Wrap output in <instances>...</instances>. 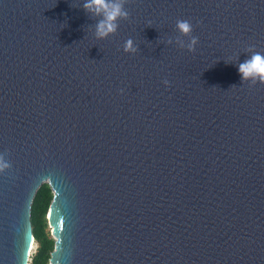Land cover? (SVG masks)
Segmentation results:
<instances>
[{
	"label": "water",
	"instance_id": "water-1",
	"mask_svg": "<svg viewBox=\"0 0 264 264\" xmlns=\"http://www.w3.org/2000/svg\"><path fill=\"white\" fill-rule=\"evenodd\" d=\"M122 2L97 39L83 0H0V264L42 183L48 264H264V0Z\"/></svg>",
	"mask_w": 264,
	"mask_h": 264
},
{
	"label": "clouds",
	"instance_id": "clouds-1",
	"mask_svg": "<svg viewBox=\"0 0 264 264\" xmlns=\"http://www.w3.org/2000/svg\"><path fill=\"white\" fill-rule=\"evenodd\" d=\"M82 7L87 12L101 17L95 24L94 36L97 39H104L114 34L118 29V21L128 16L122 0H83ZM176 29L181 36H189L192 25L187 20H177ZM197 43L198 37L194 35H191L187 41L179 36L175 38V44L178 47L187 48L189 51L194 50ZM136 48L132 38L129 37L124 41L123 49L125 52H135ZM237 71L241 80L251 79L264 82V53L253 52L248 58L238 63ZM168 83L167 80L164 81L165 85ZM0 167H7V164L3 163L2 157H0Z\"/></svg>",
	"mask_w": 264,
	"mask_h": 264
},
{
	"label": "trees",
	"instance_id": "trees-1",
	"mask_svg": "<svg viewBox=\"0 0 264 264\" xmlns=\"http://www.w3.org/2000/svg\"><path fill=\"white\" fill-rule=\"evenodd\" d=\"M52 199V191L47 183H42L37 189L32 204L30 220L35 251L28 260L29 264H48L50 253L54 247V239L51 237L47 226L46 213Z\"/></svg>",
	"mask_w": 264,
	"mask_h": 264
},
{
	"label": "snow or ice",
	"instance_id": "snow-or-ice-1",
	"mask_svg": "<svg viewBox=\"0 0 264 264\" xmlns=\"http://www.w3.org/2000/svg\"><path fill=\"white\" fill-rule=\"evenodd\" d=\"M4 142V127L2 121H0V144H3ZM45 155H47V152H45Z\"/></svg>",
	"mask_w": 264,
	"mask_h": 264
},
{
	"label": "rangeland",
	"instance_id": "rangeland-1",
	"mask_svg": "<svg viewBox=\"0 0 264 264\" xmlns=\"http://www.w3.org/2000/svg\"><path fill=\"white\" fill-rule=\"evenodd\" d=\"M46 219H47V218H46ZM47 226H48V229H49V231H50V226H49L48 219H47ZM50 234H51V232H50ZM35 248H36V242L34 241L33 244H32V247H31V249H30V252H29V259H30V257H32V255H33V253H34V251H35Z\"/></svg>",
	"mask_w": 264,
	"mask_h": 264
}]
</instances>
